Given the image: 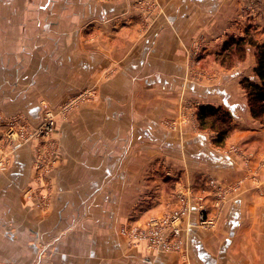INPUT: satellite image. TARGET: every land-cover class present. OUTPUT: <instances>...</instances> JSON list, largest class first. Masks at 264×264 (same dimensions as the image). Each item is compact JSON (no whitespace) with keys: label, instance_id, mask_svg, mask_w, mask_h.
Masks as SVG:
<instances>
[{"label":"crops","instance_id":"1","mask_svg":"<svg viewBox=\"0 0 264 264\" xmlns=\"http://www.w3.org/2000/svg\"><path fill=\"white\" fill-rule=\"evenodd\" d=\"M237 2H165L167 15L157 18L139 46L127 54L125 50L116 71L98 85L93 104L81 107L70 123L58 122L62 160L54 168L55 191L45 208L21 198L33 180L31 148L17 146L11 167L0 173V264H34L42 244L50 247L41 264L165 263L158 256L145 262V255L131 250L121 232L131 219L160 212V174L166 165L178 177L204 174L195 167L196 160L207 167L220 161V176L236 168V160L218 154L204 135L171 132L162 118L174 105L168 99L175 100L183 84L180 43L188 41L198 24L209 35L222 18L229 25ZM120 8L110 0H0V136L13 113L24 112L36 126L42 120V102L55 108L98 72L106 54L101 48L85 50L84 32L100 31V43L117 24L124 25L119 31L131 30L134 22L113 17ZM252 199L250 204L235 199L210 231L197 228L191 210L188 257L173 254L165 264H264V213L260 220V200Z\"/></svg>","mask_w":264,"mask_h":264},{"label":"rangeland","instance_id":"2","mask_svg":"<svg viewBox=\"0 0 264 264\" xmlns=\"http://www.w3.org/2000/svg\"><path fill=\"white\" fill-rule=\"evenodd\" d=\"M110 1L119 6L121 4V8L113 15L114 18L121 20L122 23L132 21L134 24L131 25V30L121 31L119 29L124 25L117 24V30L106 39L109 43L106 45V40L100 42L103 46L106 45L103 49L98 42L99 38L103 39L101 33H98L100 31L89 29L84 32V49L90 51L101 48L103 54H106L98 72L89 75L87 83L68 92L55 108L42 102L40 124L36 126L31 124L24 112L17 111L9 116L4 126H1L0 173L11 167L17 146L29 144L31 148L33 180L22 191L21 198L25 202L45 208L51 200L52 192L55 191L54 181L52 182L53 171L62 160L58 142V122L70 123L81 107L93 104L99 97L98 85L116 71L125 50L127 54L136 45L139 46L142 42L139 39L145 36L157 18L160 15L164 17L167 15L165 2L168 0ZM228 23L229 25H226L222 18L219 24L213 25L210 35L203 24H198L189 35L188 41L180 43L179 62L184 69L180 81L183 84L189 83L191 88L182 84L176 90L175 100L168 99L174 105L171 112L165 113L162 125L179 135L186 131L201 133L218 154L234 158L236 168L220 176V172L217 171L220 161L216 163L212 160L207 167L196 160L195 167L204 174H199L200 176L192 174L191 177L186 174L184 177H178L176 171L171 174L172 166L166 165L162 170L164 177L160 174L161 181L163 178L164 182L162 183L164 199L158 203L160 212L149 213L140 221L131 219L121 232L131 250L145 255V262H152L158 256L167 263L173 254L176 257L181 254L180 259H187L189 252L187 219L191 216V210L194 212L192 216L197 228L210 231L218 226L223 211L235 199L243 198L244 203L250 204L253 203L254 196L260 200L261 210L258 217L262 220L264 120L251 115L241 80L246 77L253 79L255 76L253 69L256 65V47L253 43H264V0H238L237 7L231 11ZM225 27L231 31L229 29L220 33L215 32L216 29ZM239 39L242 41L235 44ZM109 51L113 53L109 54ZM210 88H215L216 91L211 94L205 92ZM202 105L219 107L221 109L219 113L224 112L227 115L216 123L209 118L203 126L197 118L198 109ZM45 119L49 121L48 130L41 128ZM222 129H226V132L220 140L218 131ZM152 173L151 176L156 175L155 172ZM260 231V242L264 244V229L261 228ZM49 247L39 245L34 264H41L43 252L49 250Z\"/></svg>","mask_w":264,"mask_h":264},{"label":"trees","instance_id":"3","mask_svg":"<svg viewBox=\"0 0 264 264\" xmlns=\"http://www.w3.org/2000/svg\"><path fill=\"white\" fill-rule=\"evenodd\" d=\"M240 41L242 39L236 41L235 44ZM253 45L256 47V65L253 69L255 76L253 79L248 77L243 78L241 84L246 91L251 115L256 119L264 120V43L254 42ZM220 111L219 107L202 105L198 109L197 118L203 126L209 118L212 119L213 123H216L217 120L227 115L224 112L220 114ZM219 132L221 140L224 137L226 129L219 130Z\"/></svg>","mask_w":264,"mask_h":264},{"label":"built area","instance_id":"4","mask_svg":"<svg viewBox=\"0 0 264 264\" xmlns=\"http://www.w3.org/2000/svg\"><path fill=\"white\" fill-rule=\"evenodd\" d=\"M41 128H45V130H48L50 128L49 121H46L45 119V122L43 123V126Z\"/></svg>","mask_w":264,"mask_h":264}]
</instances>
